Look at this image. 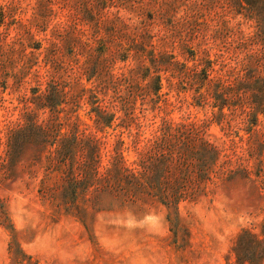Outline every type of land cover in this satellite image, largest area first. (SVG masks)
I'll list each match as a JSON object with an SVG mask.
<instances>
[{
	"label": "rangeland",
	"instance_id": "obj_1",
	"mask_svg": "<svg viewBox=\"0 0 264 264\" xmlns=\"http://www.w3.org/2000/svg\"><path fill=\"white\" fill-rule=\"evenodd\" d=\"M0 264H264V0H0Z\"/></svg>",
	"mask_w": 264,
	"mask_h": 264
}]
</instances>
